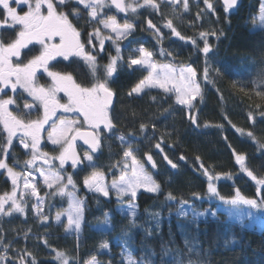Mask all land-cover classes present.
<instances>
[{
    "label": "snow or ice",
    "instance_id": "snow-or-ice-1",
    "mask_svg": "<svg viewBox=\"0 0 264 264\" xmlns=\"http://www.w3.org/2000/svg\"><path fill=\"white\" fill-rule=\"evenodd\" d=\"M203 4L206 8L201 12L216 13L213 0H203ZM162 5L171 7L177 19H182L183 13L190 11L189 0H0V170H4L0 174L6 175L11 182V190L0 194V218L13 217L14 214L26 216L30 207L40 223H47L50 217L44 212V207L49 200L59 197L61 201L66 200L67 207L56 212L55 222L60 225L63 223L62 217H66L65 232H74L79 240L85 223L87 198L79 194L81 187L74 174L78 177L85 173L82 179L83 189L96 196L98 203L99 197L111 199V194L114 193L117 201L115 212L127 218L130 227L137 226L138 194L141 190L159 194L162 186L155 178L159 173L153 155L145 152L143 160L138 158L140 149L138 146L134 147V135L128 138L123 134L116 137L122 149L119 160L107 165L98 163L103 154L104 141L111 139L116 129L114 99L117 94L112 87L116 75L124 67L132 71H146L147 74L127 92V96L141 97L152 89H161L165 94L174 93L175 103L188 109V119L194 126H199L193 113L196 108L194 101L198 98L202 101L204 97L196 68L191 65L177 68L172 63H157L154 59L156 53L142 45L130 47V40L128 45L122 47L123 41L134 37L137 29L135 21L148 9L161 15L163 27L169 29L172 36L182 41L190 40L193 46L198 47L195 38H186L178 31L173 20L164 16L161 12ZM239 6L240 0H222L225 14L238 10ZM201 12L197 13V19L201 18ZM82 20L90 31H82L78 27ZM253 21V30L264 32V0H260L258 16L253 17ZM143 30L151 31L157 42L162 44L164 34L151 19L147 20V28ZM209 35L217 36V32H199V38L203 40V47L199 51L205 57L202 73L204 84L214 82L210 77L213 67L209 63L208 54L212 51V45L207 39ZM106 42H110L115 55L108 52V62L103 64L100 59L107 52ZM159 55L173 56V52L161 48ZM62 62L67 63L62 68L58 67ZM260 64L255 79L251 81L252 88L241 86L239 91L246 95L254 92L256 97L264 100V53L261 54ZM81 65L86 72L81 73ZM214 71L220 73L219 68ZM38 73L46 74L50 82L41 84ZM80 75L85 79L78 80L77 76ZM9 91L12 95H9ZM25 93L31 98V102H24L21 107L18 99ZM61 93L66 98L64 102ZM155 99L152 97L153 101ZM13 105L15 112L10 109ZM256 109L259 110V122L264 123V105L257 104ZM170 110L171 106L165 112ZM34 112L40 113L35 119L31 118ZM135 115L133 112V116ZM247 118L255 127L257 116L250 111ZM152 127L155 128V124ZM233 127L241 136L254 141L258 149L264 150V143L257 138L255 132L235 125ZM147 128L148 124H140L141 133H145ZM45 139L53 146L54 155L43 150L46 146ZM14 140L18 141L28 157L22 164L18 158L13 159L12 164L8 162L9 151L15 147ZM77 141H82L79 147L84 149L83 155L78 151ZM162 142L163 136L154 145L160 153L164 152ZM232 155L239 171L257 187L255 196H247L239 187H234L233 192L227 196L222 194L217 182L222 178L232 179V174L216 172L214 167L205 166L197 156L198 170L205 178L206 187L203 195L192 193L193 199L207 198L208 201L216 200L219 203L215 208L210 206L198 210L195 204L181 197L176 212L178 217H191V222H195L197 227L201 218L209 216L214 219L222 216L235 218L244 225L241 218V209L244 207L264 213V175L256 174L247 163L245 153L233 148ZM261 155L264 156V151H261ZM179 159L183 161L186 158L181 155ZM163 160L172 170H176L174 174H178L177 163L166 153ZM69 164L73 172L65 167ZM41 188L45 189L43 195ZM32 198L35 202L30 205ZM166 200L177 201V197L169 191ZM151 215L155 219V229H145L147 236H152L154 230L160 229V213L154 212ZM246 216L249 224L254 226L257 217L252 211L247 212ZM112 219V213L105 212L103 220L90 225V228L107 236L115 229ZM260 219L264 220V217ZM3 233V225L0 224V264H39L33 252L27 247L22 252L13 248V242ZM30 233L31 228L24 233V238L28 239ZM184 236L183 249L173 250L162 245L159 264H211V250L193 243L186 233ZM37 239H43V243L48 244L46 236H37ZM131 240L130 232L126 229L116 239V244L121 249L120 264H157L154 259L157 253L153 249H149L139 259L135 258ZM236 244L234 237H228L223 240L222 246L228 249ZM78 248L79 243L77 250ZM52 252L57 264H105L99 256L112 255L111 244L107 239L101 240L97 254L83 260L79 259L78 252L74 257L63 250L52 249ZM168 256L171 259L165 261L164 258ZM107 264H112L111 259Z\"/></svg>",
    "mask_w": 264,
    "mask_h": 264
},
{
    "label": "trees",
    "instance_id": "trees-1",
    "mask_svg": "<svg viewBox=\"0 0 264 264\" xmlns=\"http://www.w3.org/2000/svg\"><path fill=\"white\" fill-rule=\"evenodd\" d=\"M216 6V13L201 12L206 6L203 0H197V4L190 8V11L183 13L182 19L176 18V13L167 5H162L161 12L164 16L173 20L178 31L186 38H195L198 47L192 45L190 40L182 41L178 37L172 36L170 30L163 27V18L159 13L148 9L136 20L137 29L134 37H129L123 41V45L130 47L144 46L156 53L154 59L158 62L172 64H189L196 68L198 77L204 92L203 100L199 98L194 101L196 108L193 113L196 115L199 126H194L188 119V114L184 107L175 103L171 94H165L159 89H152L147 95L141 97L127 96V92L143 76L142 70L132 71L124 67L116 75L113 89L116 92L114 107V117L116 129L111 139L104 142L103 154L100 155L98 163L107 165L113 161L119 160L122 155V149L119 135H125L126 138L135 136L134 147H139L138 158L144 159V153L149 152L157 164L158 175L155 178L161 183L162 191L159 194L141 192L138 194L136 203L138 204L137 226L132 228L125 217H121L115 212L117 201L115 194H111V199L97 197L87 192L82 187V179L85 173H81L77 179L81 187L80 195L87 198L85 210V223L80 233L79 240L76 234L66 233L63 225H57L52 221L55 211L66 208L67 202L61 201L56 197L44 207V212L50 217L49 222L40 223L33 211L29 207L26 216L14 214L13 217L0 218V224L3 225L4 233L9 241L13 242V248L21 252L25 247L36 256L39 264H57L52 259L54 252L52 249L65 251L70 257L77 256L79 259H87L92 254H97L98 245L103 239H107L111 244V257L100 255L99 259L105 264L111 259L112 264H120L121 249L116 244L117 237L122 235V230L126 229L132 237L131 250L135 258L139 259L149 249H153L157 255L154 257L157 264L160 261L162 245L169 249L184 248V234L186 233L193 243L205 250H211L209 257L211 264H264V225L258 217L254 226L245 223L242 225L235 218L212 217L201 218L198 227L195 222H191V217H178L176 212L179 208V199L188 200L196 205L198 210H204L208 207L215 208L218 201H208L193 199L192 193L198 192L201 195L205 192V178L200 175L198 170L199 162L196 157L199 156L205 166L214 167L218 173H231L232 179H220L218 188L224 195L233 192L234 187H239L241 191L249 197L256 194L257 188L253 181L245 174L239 171L238 165L232 155V149L237 152L261 154L257 144L247 136H241L236 131L238 128L252 130L257 138L264 143V123L259 122V115L256 109L257 104L264 105V100L255 96L254 92L246 95L239 91L241 86L248 89L252 88L251 81L255 79L256 72L261 67V54L264 53V32L254 31L252 28L253 17H257L260 0H240L238 10L225 14L222 4L219 0H213ZM82 8V6H80ZM26 10V9H25ZM67 11V9H65ZM201 12V18L197 19V13ZM121 16L123 14H120ZM2 18V15H0ZM130 19H132L130 17ZM151 19L154 24L161 28L164 34L162 44L158 43L152 32L143 30L147 28V20ZM122 21V20H121ZM123 22V21H122ZM74 23H76L74 21ZM78 27L82 31H90L85 21H80ZM216 31L217 36H208V42L212 45V51L209 55V63L213 67L210 73L213 83L204 84L202 81L203 68L205 66V57L199 48L203 47V40L199 38V32ZM223 33L222 35L220 33ZM31 47V46H30ZM38 49V46H36ZM173 52V56L159 55L160 49ZM107 52L103 54L100 62H108V52L114 54V49L106 42ZM127 59V52H125ZM62 60V58H57ZM255 61V63H253ZM55 63V62H54ZM67 62H62L58 67H64ZM219 68L220 73H215L214 69ZM81 73L86 69L81 65ZM41 84L49 83L46 74H38ZM78 80L85 79L83 75L77 76ZM234 82L236 86L234 87ZM155 97V101L152 100ZM31 99L26 94L18 99V103L30 102ZM170 112H165L169 109ZM12 110L15 112V106ZM264 110V109H262ZM257 116L255 127L247 116L249 112ZM135 112V116H133ZM40 113L34 112L33 119ZM227 117V118H226ZM229 121L231 123H229ZM148 124L145 133L140 132V124ZM155 124V128L152 125ZM207 125V126H205ZM170 133L171 135H168ZM46 134V133H45ZM163 136L161 147L164 149L160 153L154 145L160 141ZM227 138V139H225ZM43 149L49 153L52 152V145L48 144ZM14 149L9 151L8 161L18 158L21 164L28 157L25 156V150L14 140ZM231 145V148L229 147ZM84 150L83 148H81ZM167 154L174 163H177L179 172L172 170L171 166L163 160V155ZM183 155L186 159L181 161L179 157ZM69 172H73L70 164L65 165ZM151 170L150 165L148 166ZM107 171V169H104ZM90 171V170H89ZM154 174H155V170ZM0 173H3L0 172ZM111 177H109L110 179ZM171 180V183H169ZM11 190V182L6 175L0 174V194ZM45 189L41 188V194ZM171 191L177 201L169 202L166 200L167 193ZM127 203V200H125ZM31 205V200L29 201ZM105 212L112 213V224L115 226L107 236H102L92 230L90 225H95L103 220ZM160 213V229L154 230L152 236H147L145 229H155V219L151 213ZM248 208L241 209V218L247 219ZM31 228L29 238H24V233ZM37 236L47 237L48 244L43 243V239H37ZM228 237H234L237 241L235 246L225 249L223 240ZM77 243L79 248L77 250ZM242 249V250H241ZM175 254L174 252L172 253ZM14 255V253H12ZM165 261L170 260L171 256L165 257Z\"/></svg>",
    "mask_w": 264,
    "mask_h": 264
},
{
    "label": "rangeland",
    "instance_id": "rangeland-1",
    "mask_svg": "<svg viewBox=\"0 0 264 264\" xmlns=\"http://www.w3.org/2000/svg\"><path fill=\"white\" fill-rule=\"evenodd\" d=\"M189 3H190V8H192V7H194L195 8V6H196V4H197V0H189ZM257 16H258V13H257ZM122 22V21H121ZM252 28H254V24H253V26H252ZM110 43V42H109ZM137 47H138V45H137ZM114 54H115V52H114ZM157 63H161V64H168V63H166V62H158V61H156ZM173 65H175V64H173ZM187 65H189V64H177V65H175L177 68H179L180 66H187ZM143 71V76L144 75H146L147 73H146V71H144V70H142ZM143 76L141 77V78H143ZM140 78V79H141ZM139 79V80H140ZM138 80V81H139ZM159 90H161V89H159ZM162 91V90H161ZM26 94V93H25ZM171 94V96H173L174 97V100H175V94L174 93H170ZM9 95H12V93L9 91ZM27 95V94H26ZM61 95V94H60ZM6 98V97H5ZM30 98V97H29ZM31 99V98H30ZM66 99V98H65ZM64 99V100H65ZM31 102V101H30ZM62 102H64L63 100H62ZM14 106V105H13ZM13 106H10V109L12 110V108H13ZM23 106V105H22ZM182 106V105H181ZM182 107H184V109L186 110V112H187V114H189L188 113V109L185 107V106H182ZM58 115H60L59 113H58ZM45 137H46V134H45ZM46 140V139H45ZM105 142V141H104ZM48 144H50V143H48ZM22 147V146H21ZM44 150V149H43ZM79 150H80V153H81V155H83V151L84 150H82L81 148H79ZM45 151V150H44ZM50 155H54V154H52V153H50ZM246 155H247V157H248V160H247V163L256 171V174L259 176V175H264V156H262L261 154H251V153H246ZM9 162V161H8ZM57 164H58V161L56 162ZM9 164H12V162H9ZM19 170V169H18ZM4 172V170H0V172ZM111 179V178H110ZM109 179V180H110ZM41 184H42V181H41ZM257 188V187H256ZM114 194V193H113ZM41 195H43V194H41ZM35 202V199L34 198H32L31 199V204L32 203H34ZM67 207V206H66ZM244 208H247V207H244ZM60 211H62V210H60ZM249 211H252L253 212V214L257 217V219H258V217H264V213H262V212H256L255 210H251V209H249ZM56 212L57 211H55L54 212V214H53V216L51 217L52 218V221L53 222H55V219H54V217H55V214H56ZM33 215H34V213H33ZM35 216V215H34ZM257 219H256V221H257ZM62 221H63V223H62V225H63V228L65 229V226H66V224H67V219H66V217H62ZM255 221V222H256ZM245 223H249V219H248V217H247V219H245V221H244ZM261 222H263L264 223V220H262ZM96 225V224H95ZM263 226L264 225H258V227L259 228H263ZM53 257H54V254H53V256H52V259H53ZM54 260V259H53Z\"/></svg>",
    "mask_w": 264,
    "mask_h": 264
},
{
    "label": "flooded vegetation",
    "instance_id": "flooded-vegetation-1",
    "mask_svg": "<svg viewBox=\"0 0 264 264\" xmlns=\"http://www.w3.org/2000/svg\"><path fill=\"white\" fill-rule=\"evenodd\" d=\"M38 74H39V73H38ZM60 96H61V99L64 101L65 98L63 97V94H62V93H61ZM59 114H60V113H59ZM79 145H81V143H78V150H79V148H80ZM84 147H85V146H84ZM85 148H86V147H85ZM79 152H80V150H79Z\"/></svg>",
    "mask_w": 264,
    "mask_h": 264
},
{
    "label": "water",
    "instance_id": "water-1",
    "mask_svg": "<svg viewBox=\"0 0 264 264\" xmlns=\"http://www.w3.org/2000/svg\"><path fill=\"white\" fill-rule=\"evenodd\" d=\"M220 1V3L222 4V0H219ZM114 102H115V99H114ZM78 143H81L82 144V141H77V145H78ZM85 147H87V146H85ZM79 151V150H78Z\"/></svg>",
    "mask_w": 264,
    "mask_h": 264
}]
</instances>
